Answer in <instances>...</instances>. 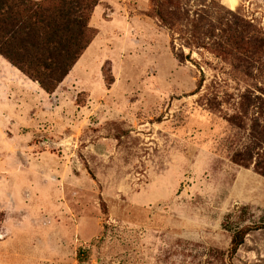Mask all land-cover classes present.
<instances>
[{
    "label": "rangeland",
    "instance_id": "rangeland-1",
    "mask_svg": "<svg viewBox=\"0 0 264 264\" xmlns=\"http://www.w3.org/2000/svg\"><path fill=\"white\" fill-rule=\"evenodd\" d=\"M100 2L53 94L0 55V264H264V0Z\"/></svg>",
    "mask_w": 264,
    "mask_h": 264
},
{
    "label": "trees",
    "instance_id": "trees-1",
    "mask_svg": "<svg viewBox=\"0 0 264 264\" xmlns=\"http://www.w3.org/2000/svg\"><path fill=\"white\" fill-rule=\"evenodd\" d=\"M100 3L0 0V55L38 82L45 92L53 94L98 35V29L90 22ZM258 166L264 174V165ZM252 229L247 227L234 235L231 254L237 252Z\"/></svg>",
    "mask_w": 264,
    "mask_h": 264
},
{
    "label": "crops",
    "instance_id": "crops-1",
    "mask_svg": "<svg viewBox=\"0 0 264 264\" xmlns=\"http://www.w3.org/2000/svg\"><path fill=\"white\" fill-rule=\"evenodd\" d=\"M100 5H101V4H100ZM100 5H99V6H100ZM112 5H113V4L111 3V6H112ZM99 6H97V7H99ZM63 82H64V81H63ZM61 85H62V84H61ZM57 90H58V89H57Z\"/></svg>",
    "mask_w": 264,
    "mask_h": 264
}]
</instances>
